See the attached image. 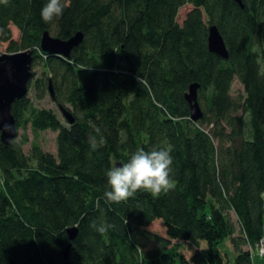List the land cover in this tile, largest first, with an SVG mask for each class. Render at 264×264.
Listing matches in <instances>:
<instances>
[{
    "label": "trees",
    "instance_id": "16d2710c",
    "mask_svg": "<svg viewBox=\"0 0 264 264\" xmlns=\"http://www.w3.org/2000/svg\"><path fill=\"white\" fill-rule=\"evenodd\" d=\"M46 2H0V45L34 51L32 71L43 68L35 99L51 82L53 102L75 122L28 96L12 104L18 131L56 133V154L37 142L26 154L18 131L10 145L0 140V264H227L224 240L231 264H253L264 234V0H66L50 23L40 15ZM210 26L227 59L209 52ZM44 32L83 40L69 58L49 55ZM235 80L243 93L232 94ZM192 84L203 116L195 122L185 99ZM101 136L92 150L90 137ZM169 146L172 190L104 199L111 166L138 148ZM156 220L165 235L148 229Z\"/></svg>",
    "mask_w": 264,
    "mask_h": 264
},
{
    "label": "water",
    "instance_id": "95a60500",
    "mask_svg": "<svg viewBox=\"0 0 264 264\" xmlns=\"http://www.w3.org/2000/svg\"><path fill=\"white\" fill-rule=\"evenodd\" d=\"M233 1L240 7H243L241 0ZM209 28L207 40L209 52L223 59H227L228 51L218 31L219 29H217L216 26H210ZM82 40L83 34L81 32H78L69 38V40H62L51 36L49 32H44L40 41V51L49 55L69 58L71 56V51L79 46ZM34 54L33 50H24L13 54H0V118H2L3 123L13 126L12 131H6L0 136V140L5 146L10 145L17 136L18 129L16 128L15 118L11 113V106L16 100L25 98L28 94L30 83L34 78V73L32 71ZM49 87L50 97L55 99L51 82H49ZM198 87V84L190 85L189 92L185 96L189 105L190 119L194 122L203 117L197 101ZM58 109L69 124L75 122L69 110L61 105L58 106ZM119 164L120 162H117L115 165L119 166ZM68 231L69 239L71 241L74 240L78 233L76 228ZM69 248L70 244L63 252L64 259H67L68 255H70ZM10 262V264H16L13 261Z\"/></svg>",
    "mask_w": 264,
    "mask_h": 264
},
{
    "label": "clouds",
    "instance_id": "9594fccd",
    "mask_svg": "<svg viewBox=\"0 0 264 264\" xmlns=\"http://www.w3.org/2000/svg\"><path fill=\"white\" fill-rule=\"evenodd\" d=\"M7 4L8 0H0ZM67 7L66 0H47L42 7L40 15L45 23H50L54 18L60 17ZM13 126L5 124L0 118V136L10 132ZM97 133L100 132L96 128ZM92 150L105 143L101 136L97 141L90 137ZM171 147H152L145 150L143 147L132 152L119 166L113 165L106 171L108 190L104 192V199L113 203H121L133 198L137 192H149L153 197H159L174 188L173 156ZM95 227V224L92 225ZM106 227L100 226L97 230L104 232ZM264 255V251L261 252Z\"/></svg>",
    "mask_w": 264,
    "mask_h": 264
},
{
    "label": "rangeland",
    "instance_id": "374dc122",
    "mask_svg": "<svg viewBox=\"0 0 264 264\" xmlns=\"http://www.w3.org/2000/svg\"><path fill=\"white\" fill-rule=\"evenodd\" d=\"M191 9H192L191 5H186V6L182 7L178 12L179 17H177V21L179 23H181L183 21L184 17H186L185 15L187 14V12L190 11ZM11 29L13 30L12 31L13 39L18 40V38H19L18 30H16L14 27H12ZM6 48H7V44H1L0 45V54H9V52L6 51ZM42 71H43V68L40 66L33 69V72L35 73V77L33 78V80L30 83V87H29V91H28L27 96L30 97V99L32 100L33 104L36 107L43 108V110L44 109L54 110L58 114L61 121H63V123L65 124L66 121L63 119V117L60 113V110L58 109L57 105L53 102L52 98L49 96L48 93L45 94V97L42 100H36L35 99V93L33 90V82L35 81L36 78H38L40 76ZM237 93H243V88H242V85H240V83L237 80H235L233 82V86H232V94L236 95ZM55 136H56V133H54L53 131H50V130H47L44 132H39L35 136L32 133V131L30 130V128L27 127V129H25V130H23L22 128H19L17 140L20 141V139L22 137H25L26 140L28 141L23 146V150H24V152H26V154L30 153L29 150H30L32 142H37V144L40 145V147L43 149V151L49 152L52 154H56ZM163 226L164 225H162L161 220H156L148 227V229L151 230L152 232L159 234V235H165V229ZM175 243H179V242L175 241ZM180 244H181V242H180ZM182 248H183L182 251L189 256L190 253L187 252V249H188L187 246H183ZM257 251L261 254V252L264 251V246L261 245V246H259V248L257 247ZM259 253L257 254L256 252H254L253 257L258 256L260 258ZM261 256H263V255H261Z\"/></svg>",
    "mask_w": 264,
    "mask_h": 264
},
{
    "label": "crops",
    "instance_id": "0c3cea01",
    "mask_svg": "<svg viewBox=\"0 0 264 264\" xmlns=\"http://www.w3.org/2000/svg\"><path fill=\"white\" fill-rule=\"evenodd\" d=\"M264 236V235H263ZM262 246H264V237L262 240ZM223 244V245H222ZM221 245H219L218 250H219V254L222 257V259L224 260V262H226L227 264H231L232 262H234V258H235V254H234V250L232 249L229 241H225L222 243ZM255 252L258 254L259 252L257 251V248L255 249ZM252 262L253 264H264V255L260 256V258L258 256L253 257L252 256Z\"/></svg>",
    "mask_w": 264,
    "mask_h": 264
},
{
    "label": "built area",
    "instance_id": "2783aa9c",
    "mask_svg": "<svg viewBox=\"0 0 264 264\" xmlns=\"http://www.w3.org/2000/svg\"><path fill=\"white\" fill-rule=\"evenodd\" d=\"M262 245V244H261ZM259 255L261 256V254L259 253Z\"/></svg>",
    "mask_w": 264,
    "mask_h": 264
}]
</instances>
